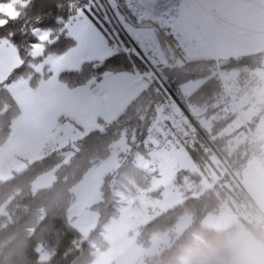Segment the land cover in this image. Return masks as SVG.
Returning <instances> with one entry per match:
<instances>
[{"label":"trees","instance_id":"trees-1","mask_svg":"<svg viewBox=\"0 0 264 264\" xmlns=\"http://www.w3.org/2000/svg\"><path fill=\"white\" fill-rule=\"evenodd\" d=\"M14 6L18 16L0 15V41L6 39L18 50L21 64L16 66L8 77L0 83V146L5 144L12 133L14 123L22 116L20 105L9 90V84L28 79L36 86L41 78L52 75L47 68L38 72L35 65L48 56L62 54L76 45L69 38L66 22L71 20L80 8L92 5L87 13L103 31L108 43L117 50L103 60L88 61L79 69H66L58 78L69 87H76L90 81L101 79L109 72L145 73L148 68L144 60L132 48L130 41L119 30L121 41L116 40L110 22L106 20L97 6V0H0ZM50 33L44 41L37 40L36 30ZM158 37L163 48L172 49L174 59L168 57V64L161 65L160 73L168 86L178 96L204 133L213 141L226 158L232 170L238 174L242 163L248 159L251 147L249 134L245 127L240 129L241 142L233 141L234 135L223 136V129L230 124L234 116L225 114L229 97L224 89L219 70L238 72L239 90L250 89L256 84L255 71L261 65L264 53L245 54L232 57L218 66L213 58L185 59L176 41L162 31ZM43 44L41 55L31 54L33 44ZM122 43V44H121ZM168 54V52H167ZM181 59V63L175 59ZM145 76V75H144ZM143 76V77H144ZM194 79H204L203 83L189 94H184L182 86ZM147 86L114 120L88 132L71 147V156L67 159L66 149L54 148L48 155L30 163L26 169L0 180V209L5 205L6 213L0 214V264H89L95 257L97 248L105 249L108 242L102 235L104 224L119 214L116 189L135 191L139 187L148 189L153 173L136 165L132 155L115 172L105 175L101 185V200L91 208L98 213L97 226L88 235H84L69 218V208L75 201L74 186L85 173L100 161L111 155L114 143L126 136L132 149L147 152L146 140L150 129L159 118L161 109L167 100H171L164 86L155 78H145ZM172 106V105H171ZM198 108L201 115L213 119L210 128L201 125V121L192 108ZM240 128V127H239ZM200 170L210 159L211 151L204 139L198 134L195 145L185 148ZM198 169V170H199ZM54 171L52 184L33 190L34 181L42 174ZM195 171V172H194ZM183 169L178 173V182L187 177L189 187L184 190L185 200L172 208L156 215L141 226L138 243L148 246L157 232H171L181 217L189 214L191 225L180 234L171 235V243L153 257H146L145 264H181L184 257L190 258L195 251V243L201 236L212 235L203 219L210 213H219L220 202L229 188L237 190L227 173L215 167L219 183L213 186L202 185L200 171ZM232 187L228 186L230 183ZM238 191V190H237ZM149 194L156 192L150 191ZM42 245L49 253L42 260L38 246Z\"/></svg>","mask_w":264,"mask_h":264},{"label":"rangeland","instance_id":"rangeland-1","mask_svg":"<svg viewBox=\"0 0 264 264\" xmlns=\"http://www.w3.org/2000/svg\"><path fill=\"white\" fill-rule=\"evenodd\" d=\"M97 2L100 12H102L106 20L110 22L116 40L120 42L122 38L117 30L119 29L130 41L132 48H134L138 55L144 60L148 68V71L142 75V77L145 75L143 77L144 80L145 78L149 79L150 76L155 77L169 93L171 100L165 102V104L168 105L180 106L182 109H186L182 105L180 99L178 98L181 104L177 102L175 97L169 92L162 81V79H164L166 82L164 76L160 73L159 69H157L161 65L168 64L169 56L171 59L175 58L172 49L168 48L166 51L163 48L158 37L159 31L173 38L176 41V46L181 50L183 57L188 60L213 58L216 60L218 66H220L225 64L227 60L232 57L252 53H264V51L257 50L251 44L232 35V33L225 28L207 23H193L185 18L178 12L180 0H162V2H156V0H97ZM13 8L14 6L12 7V11L15 12ZM75 15L83 16L84 19L90 21V23L94 25L92 22L93 19L87 13L77 12ZM69 21L66 22V29H68ZM94 27L98 29L95 25ZM98 31L102 38L101 40L103 41L104 48L94 47L93 49V47H90L86 49L77 66L61 67L60 70L57 71L53 63L50 62L49 59H45L43 63L35 65L36 70L43 73L44 69L47 68L48 71L57 73L67 68L79 69L85 62L102 60L100 57L105 48L108 50V53L104 55L103 59L109 57L117 48L108 43V39L103 32L99 29ZM44 32L47 31L41 29L36 30L38 34ZM77 46L78 44L75 47ZM34 51L38 52V54L33 55ZM42 51L43 44H39V51L33 48L31 54L36 57L41 55ZM52 57L55 58L54 56ZM262 57L260 62L262 61ZM178 58L179 59L175 60L181 63L180 57ZM255 73L257 81L253 86V92L250 93L249 90L251 88L243 92L239 90L240 81H238L239 77L236 70L229 72L219 70L224 89L229 97V105L227 109H225V114L227 115L230 113L234 116L233 121L223 129L222 134L223 136L233 134V141L235 143L241 142L245 137V135L239 137L242 127L246 128L250 138H252L254 134L264 131V67L257 68ZM203 81L204 79L191 80L182 86V91L187 92H184V94H189L197 89ZM147 84L145 80V85L147 86ZM192 110L200 119L201 125L206 128L211 127L214 117L208 118L201 115L198 108L193 107ZM192 119L194 120L193 117ZM162 121L163 108L161 109L159 118L154 122L151 129L162 123ZM194 122L197 123L195 120ZM198 126V131L200 132L199 129L203 131L199 124ZM199 134L206 144L210 141L218 150L213 141H211L205 133L204 134L209 139H206L202 133ZM209 148L211 151L210 159H208L207 163H204V169L200 170L187 151L167 150L164 152H142L132 149L125 135L120 137L114 143L111 155L105 160L100 161L99 163H101V165L97 167L94 165L95 167L93 166L90 168L83 178L74 186L76 198L69 208L71 223L84 235H88L91 230L97 226L98 213L89 205L101 199L100 186L105 174L109 172L115 173L122 163L129 159L131 155L136 165L153 173L152 183L148 189L139 187L135 191L115 190L120 205L119 214L117 216H112L104 224L102 235L108 242V245L105 249L97 248L95 257L89 264H145L146 257L158 255L162 249L171 243L172 234L178 235L190 227L191 217L189 214H185L171 232L154 233L151 238V243L148 246H143L138 243V235L141 226L149 222L156 215L185 200L186 197L182 188H188L190 185L187 181V177H184L181 182H178V173L181 170L200 171L202 175V185L210 187L219 183L218 175L215 171V167H217L223 173H227L231 182L237 185L238 174L232 170L226 158L218 150L224 160L220 159L210 146ZM58 149L63 152L60 147ZM50 152L51 151L42 150L43 156L48 155ZM66 157L67 159L69 158L68 155H66ZM51 172V179L48 177L50 175H47L45 179L43 177L39 179V181H34V191L53 183L55 174L53 170ZM231 182L227 183L230 187H232ZM150 191L156 193L152 195L148 193ZM1 213H6L5 205L1 207L0 214ZM217 215L218 213L206 215L203 219V224L208 227ZM38 250L41 259L47 260L49 253L41 244L38 246ZM183 259H186V257Z\"/></svg>","mask_w":264,"mask_h":264},{"label":"crops","instance_id":"crops-1","mask_svg":"<svg viewBox=\"0 0 264 264\" xmlns=\"http://www.w3.org/2000/svg\"><path fill=\"white\" fill-rule=\"evenodd\" d=\"M99 38L102 39L100 34ZM72 48L50 57L64 56ZM20 64L15 45L7 40L0 41V83ZM60 72L41 78L36 86H32L28 79L9 84V90L22 109V116L14 123L6 143L0 146V180L23 171L30 163L43 157L42 145L48 139L55 141V148L68 149L66 154L70 157L72 144L99 128L101 120L110 122L116 119L146 87L141 73L109 72L99 80L72 88L58 78ZM99 165L101 163L95 166ZM51 173L43 174L35 182L47 175L51 179Z\"/></svg>","mask_w":264,"mask_h":264},{"label":"clouds","instance_id":"clouds-1","mask_svg":"<svg viewBox=\"0 0 264 264\" xmlns=\"http://www.w3.org/2000/svg\"><path fill=\"white\" fill-rule=\"evenodd\" d=\"M178 12L207 23L264 51V0H180ZM248 159L238 169L237 190L229 188L220 211L181 264H264V131L250 140Z\"/></svg>","mask_w":264,"mask_h":264},{"label":"built area","instance_id":"built-area-1","mask_svg":"<svg viewBox=\"0 0 264 264\" xmlns=\"http://www.w3.org/2000/svg\"><path fill=\"white\" fill-rule=\"evenodd\" d=\"M163 121L152 128L146 140V148L151 152L185 149L187 145H195L199 134L190 114L180 106L163 105ZM55 141L48 139L43 142L44 151H51Z\"/></svg>","mask_w":264,"mask_h":264},{"label":"snow or ice","instance_id":"snow-or-ice-1","mask_svg":"<svg viewBox=\"0 0 264 264\" xmlns=\"http://www.w3.org/2000/svg\"><path fill=\"white\" fill-rule=\"evenodd\" d=\"M79 13H91L92 5H88L87 8H81L78 10ZM7 14L12 17L18 16V13L12 11L11 4L0 3V15ZM5 21L0 20V24ZM69 34V38L74 39L78 44L70 52L64 56L58 58L49 57V61L53 63V66L57 71L61 67H75L78 65L82 54L86 49L90 47L104 48L103 41L99 38V31L90 23V21L83 18L81 15H75L72 20L69 21L68 29L66 30ZM50 33L44 32L42 35L37 36V40L44 41L49 38ZM33 48L39 49V44L34 43ZM14 51V50H13ZM107 49H104L101 59L104 55H107ZM38 52H33V55H37Z\"/></svg>","mask_w":264,"mask_h":264},{"label":"water","instance_id":"water-1","mask_svg":"<svg viewBox=\"0 0 264 264\" xmlns=\"http://www.w3.org/2000/svg\"><path fill=\"white\" fill-rule=\"evenodd\" d=\"M261 65L264 67V55H263V57H262ZM162 81H163V83L165 84V86L167 87V89L169 90V92L175 97L176 101L180 103L178 97L174 94V92H173L172 89L168 86V84L164 81V79H162ZM180 104H181V103H180ZM196 126H197V128L199 127L197 123H196ZM199 130H200V133H202V134L205 136L206 139H209V138L204 134V132H203L201 129H199ZM207 144H208V145L214 150L215 154H216L220 159L224 160V158H223L222 155L218 152V150L214 147V145L212 144V142L209 141V142H207ZM72 148H73V149H76L75 144H72ZM224 162H225V161H224Z\"/></svg>","mask_w":264,"mask_h":264},{"label":"bare ground","instance_id":"bare-ground-1","mask_svg":"<svg viewBox=\"0 0 264 264\" xmlns=\"http://www.w3.org/2000/svg\"><path fill=\"white\" fill-rule=\"evenodd\" d=\"M166 1V0H165ZM168 1H170V0H168ZM156 2H162V0H156ZM187 146H190V145H187Z\"/></svg>","mask_w":264,"mask_h":264}]
</instances>
